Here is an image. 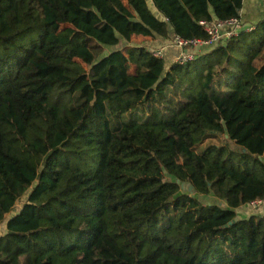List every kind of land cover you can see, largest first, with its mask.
Wrapping results in <instances>:
<instances>
[{
  "label": "trees",
  "instance_id": "16d2710c",
  "mask_svg": "<svg viewBox=\"0 0 264 264\" xmlns=\"http://www.w3.org/2000/svg\"><path fill=\"white\" fill-rule=\"evenodd\" d=\"M150 1L162 19L0 0V264H264V217L238 214L264 198V16L183 64L88 33L206 38L242 6ZM208 133L224 143L195 152Z\"/></svg>",
  "mask_w": 264,
  "mask_h": 264
},
{
  "label": "built area",
  "instance_id": "2783aa9c",
  "mask_svg": "<svg viewBox=\"0 0 264 264\" xmlns=\"http://www.w3.org/2000/svg\"><path fill=\"white\" fill-rule=\"evenodd\" d=\"M206 32V38H190L185 39L178 35H173L171 43L183 49L172 61L176 63H187L196 57L195 48L199 46H214L221 42H225L232 36H235L241 29L250 30L252 26L243 25L241 16L230 17L227 19L213 20L210 22L199 21ZM152 54L162 57L161 49L151 50ZM264 205V198L255 199L248 203V208L255 210Z\"/></svg>",
  "mask_w": 264,
  "mask_h": 264
},
{
  "label": "crops",
  "instance_id": "0c3cea01",
  "mask_svg": "<svg viewBox=\"0 0 264 264\" xmlns=\"http://www.w3.org/2000/svg\"><path fill=\"white\" fill-rule=\"evenodd\" d=\"M146 3L150 10L160 19L163 18L161 12L153 6L150 0H146ZM240 16L243 25H253L255 22L260 20L264 16V0H242V6L240 9ZM172 32L170 31L168 37H160L157 35L154 36H132L139 37L138 40H142V43H125L120 47L122 48L126 45H142L147 47L149 50L161 49L162 57L166 63H170L178 54H180L183 49L171 43ZM122 39V38H121ZM126 41V40H125ZM130 41V40H129ZM210 46H199L195 48V51L198 53L205 52L209 50ZM116 49V48H115ZM250 213L256 214L257 216L264 217V205L258 207L255 210H251L248 206L241 208L238 211V214L241 216H248Z\"/></svg>",
  "mask_w": 264,
  "mask_h": 264
},
{
  "label": "rangeland",
  "instance_id": "374dc122",
  "mask_svg": "<svg viewBox=\"0 0 264 264\" xmlns=\"http://www.w3.org/2000/svg\"><path fill=\"white\" fill-rule=\"evenodd\" d=\"M93 20L96 21V17L93 14ZM88 33L99 41L104 48L109 52L117 47L122 46L125 43H142V40H138L139 37L130 38V41L121 39L118 34L109 26H102L100 29L89 30ZM196 52V51H195ZM198 54V52H196ZM224 143V138L217 133H208L206 137L198 144L194 145L193 149L197 153H201L209 145H222ZM27 193L23 194L15 203L12 212L7 215L9 217L17 212V210L22 206L26 199ZM201 200L204 202H216L211 196H200ZM6 232L5 221L0 223V235Z\"/></svg>",
  "mask_w": 264,
  "mask_h": 264
},
{
  "label": "water",
  "instance_id": "95a60500",
  "mask_svg": "<svg viewBox=\"0 0 264 264\" xmlns=\"http://www.w3.org/2000/svg\"><path fill=\"white\" fill-rule=\"evenodd\" d=\"M236 149H238V146H236ZM242 150L244 151V148ZM191 189H192V187L189 186V190H191Z\"/></svg>",
  "mask_w": 264,
  "mask_h": 264
}]
</instances>
